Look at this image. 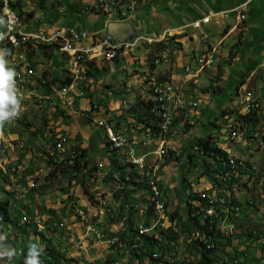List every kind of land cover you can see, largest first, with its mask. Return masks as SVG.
<instances>
[{"label": "rangeland", "instance_id": "1", "mask_svg": "<svg viewBox=\"0 0 264 264\" xmlns=\"http://www.w3.org/2000/svg\"><path fill=\"white\" fill-rule=\"evenodd\" d=\"M40 1L42 0L35 1L33 4L34 8L37 10L35 18H32V16L30 15L31 12H26L25 17H23L25 19L23 27L26 30L37 29L36 31H43V29L45 30L49 28H51L52 30H55L57 28L64 30L68 28L74 29L76 27L80 29L84 27L86 30L94 29L95 20L92 18L95 17L93 13L87 14V11L85 10L86 4H84L85 0H60V3L64 7V9H67L65 13H61L58 10L57 6H53L52 3L54 2V0H45L46 4L44 6H41ZM111 1L112 0H110L109 2ZM115 2L118 4V6L120 5L119 1ZM0 3L2 5V2ZM252 7L253 9L251 11L249 10L248 13V16L250 17L249 27L251 30L250 32H248L246 43L243 47V49H247L244 52L250 53V55L248 57L246 55H242V57H240L241 61L237 62L236 67H231V65H229V63L234 62L233 51H231L226 58H222L221 55L215 56L217 59V63L215 65H212L211 69L207 68L208 66L205 67V72L202 73V71L197 77V82L193 84L198 89V91H196L197 93L205 92L208 94V92L211 91L210 94L206 95L203 103L201 104L200 108L203 110H201L197 116L195 115L196 118L195 116H191L192 119L188 120L191 110L197 105H194V101L186 102L182 91L175 87L173 99H171L170 101L169 126L168 121L158 122V130H166L167 128V152H159L156 160V164H158L159 166H155V177L156 180H158L159 176V180L162 186L161 192L159 181L155 182L156 201L160 208V224L163 228L165 227L163 218L166 212V201L168 204L167 221L169 223L171 222L172 212H178L175 215L176 221H178V219L183 220L182 223H177L179 234V238L177 239V242H175V245L178 246L179 253L177 259H175V256L177 255V249L170 248L171 253L173 254L171 255L173 262H177V264L183 260L186 262V264H188L189 262L196 260L197 257V253L194 251L193 245L195 244L198 234L196 233V229L193 224H187L183 218L184 216H187L188 213V200L190 198L189 196H195L196 193H206L210 190L209 188H212L211 191L220 188L218 187V185L220 186V181H213L211 175L208 176L206 174L207 168H209L212 174L215 175L217 161L214 158L207 159L205 157L202 149H199L201 148V145H199L196 141L198 137H207L221 131V137L224 139L220 141V136L216 135L213 136V142H219H216V145L222 148L224 147L225 150L227 149L226 146L229 145L233 152L227 150V153L231 155V159H233V161L236 160V164L238 166L237 174L233 176V181L230 182L231 189L225 188V195H232V191H235L237 201L242 204V208L239 213L234 215L230 214L228 218H226V222L224 225H222L223 220H220V215H213V222L219 223V225L216 224V226H220L219 231L224 237L223 243L225 244L226 239H229L231 241V246H224V250L220 249L221 251L218 252L220 255L217 254L215 264H224V262L222 261L228 254H230L231 256H239L238 252L233 249L235 248L234 244L236 242L241 243V240H243V236L245 234H250V231L253 230L252 228L262 231L264 229V223H261L264 219V117L263 115H260L261 109L259 110V107L261 106V104L259 103L260 106H258L255 97L252 98L253 109H251L249 116H251L253 111L258 109L257 112L259 113L260 121L254 124L253 122L247 124L245 121V125H243L241 128V133L244 137H246V139H243L242 137H231L228 139L225 138L228 136H234L232 135V132L238 134L237 124L243 122L244 112H246V110L250 107V99H246V102L243 103V107V104L238 101L239 98L235 95V89L246 77L248 69L253 67L255 63L254 59L257 56V50L253 43H256V40L260 41V38L264 36V0H262L257 5H252ZM29 8L30 5H27L26 9ZM70 12L74 14H71ZM235 17L236 13L229 14V20H235ZM29 18L32 19L30 22H27L26 19ZM100 21H103V18H101ZM213 25L214 23L211 24V26ZM219 30V27L213 30L210 34V38L216 37L217 40L220 39L219 37L221 35L219 33ZM180 32L181 31H179L178 33H174L173 31L171 33V36L168 37L170 39L175 37L182 38L183 35L181 34L183 33ZM59 33L64 36L68 35V33H65L63 31H59ZM196 33L198 32L196 31ZM69 35L71 36V34ZM213 38H211V40ZM147 40L149 41L146 42L147 46L150 47V44L154 45L155 42L153 40ZM143 41L144 40L140 41V43ZM231 42L232 38L228 39L226 44L229 45V43ZM212 43H214V41ZM138 47H140V45ZM138 47H124V50L128 49V51L133 52ZM55 49L56 53L52 57L55 62V72L60 77H63L65 70L68 69L69 65L65 59H62L63 54L57 48ZM0 52H2L1 49ZM214 53H212V57L213 55H215ZM151 55L153 56L155 55V53L153 52ZM148 58L153 60V62L155 60V58H150V56H147V59ZM123 61L124 60H120L119 62H117V64H113V69L117 70L118 72L116 74V78H121L123 81L129 84H131L132 82L136 83L131 86L130 91H128L127 89H122L123 87L121 86L114 91L113 89H110L113 88L112 86L109 87L107 85H104L103 88H100L97 91V94L95 93L94 95H92L93 100L97 102L95 103L97 107L94 108L97 114L94 115L103 116V118H100V120H107L108 128L116 127L117 130L124 134L123 136L126 140H133L132 135L134 133L139 135V138L143 137L141 136L140 131L142 129L146 131L148 130L147 138H154L156 137V127L155 125H153L154 119L150 118L147 125L144 124L143 126H141L140 123H137L135 118L132 116V108L134 104H140L142 102L147 103L150 100V96L153 94L154 100L152 105L154 106L152 108V111L155 114V120H163L164 110H169V100H161V104L155 105L154 103H157V93H166L168 91L169 82H166L168 81V79L162 77L158 80L155 79L156 76L152 78V75L148 74L145 76H141L142 78H144V80L142 81V78H137L135 76L132 77L130 72V69H132L131 67L130 69L127 68L129 69V75H127L126 72H122L124 71L123 66H129L125 61ZM202 61L205 62V58H201L198 62ZM223 66H226L227 71L231 73L230 77L225 76L224 80L222 77ZM121 72L123 73V75H120ZM257 72L261 77H264V67L260 66V69L257 70ZM86 74H88V70H86ZM68 77L71 80L70 72ZM88 79L89 76L86 75V78L81 79V82H87ZM111 79L113 80L112 76ZM153 83H156L157 86L152 85L150 89L149 86ZM254 86H256V84L252 81L247 91H253L252 88H255ZM239 88L240 85L238 89ZM18 90H22L24 93V90L27 91L28 89L27 87L25 89L24 86ZM237 91L238 95H240L239 90ZM260 91L263 92V90ZM63 92L64 97H60V99H63L65 101L67 100L66 102L72 104V102L68 101V99H72L71 96L69 97L70 91L66 92L64 88L62 90H58V92L55 91L54 93ZM242 93L245 92L243 91ZM46 95L51 96V94ZM233 97H236V99L238 98L237 104H233ZM26 98L30 99H28L29 102L27 101L28 104L26 105L25 110H23L25 106L22 105V101L25 102L24 98L21 99V110H23L21 111V115L11 122L6 121L4 125L0 127V164H2L1 160L8 161V169H6L5 166L0 167L7 174L8 172H10L9 168H12L14 166L12 168V173H10L9 175L12 180L11 182H9L8 179L2 177L0 169V176L3 178L2 181L0 180V185L4 187V189L0 188V197H9L8 199L16 202L17 204L12 207L13 214L23 212V214L25 215V217H23L24 223H31V220H34L39 227V232H41L40 224H42L43 226L49 227L52 232L56 229L61 230L63 233L61 239L70 240V242H80L84 239V236L81 239H68L72 238L73 235L65 234V232H70L69 225L71 224H75L74 226H78V224L81 227L83 226L81 230L84 231V222L90 221L99 228V230H96V236L98 238H105V233L107 235L117 234L121 238L122 229L121 231L119 229L112 231L110 229V224L115 223L116 221L120 222L121 216H127L129 211L131 212L130 209L132 208V206H130V203H154V195H151V182L143 181V188L134 189L133 185L137 184V176L128 175V180L125 181V184L127 183L125 188L120 191H113L112 189H110L111 187H109V184H112L114 189H118V182H116L117 179L114 176L106 175L103 176V178H97L96 176H94L93 179H88L86 181L85 186H82L83 184L80 185L79 181L74 178V175H76L77 173H75L74 171L70 172L68 168L69 166H64L68 164L71 165L74 162H69L70 158H72V152H70L71 145L67 144L69 139L68 135L63 133L62 131L64 126L61 123L62 114H60L58 109L56 108V100L43 99L40 103L39 100H35V97ZM84 99L88 101V98H83V100ZM109 100H112V103H108ZM75 107L76 104L73 108ZM108 112H110L111 114H109ZM222 117L224 119H222ZM118 118L125 120V123H122L123 121L121 122L120 120H118ZM89 120L94 125H96L93 119ZM218 120L219 123L217 124L216 122ZM62 135L66 136L68 139H62V146H64V149H59V140ZM259 138L262 139L259 140ZM244 143L248 144L249 146H244ZM10 144L11 151L7 149L9 148ZM241 144L244 147V149L242 150L238 146ZM4 149H6L5 152ZM137 150L138 155H142L144 152L148 151V149L142 148H137ZM250 150H254V152L249 153ZM125 151L130 152L131 149L125 147ZM22 153H24L23 158ZM247 154L250 155L246 156ZM51 155H56L52 156L54 160L64 163L63 167L65 171L59 173L56 177L52 175L48 176L49 172L53 168L52 166L47 164V158L51 157ZM104 155H106V159H109L111 161L107 153H104ZM11 158H14V160H12ZM155 159V157H152L151 160L154 161ZM115 162V165L119 167V170H121V174L125 175L127 172H129L127 159H120V161ZM250 163L253 164L254 169L251 168L250 170H247V166L252 167ZM132 165L133 168H137L139 171L144 170V163L142 164V167L141 165L135 164L133 162ZM85 171L86 170H82L80 172V176H82ZM221 172L218 173L216 180H221ZM8 182L11 187L7 185ZM27 185H29L28 188H26ZM6 186H8V189H5ZM108 187L110 191L106 190V188ZM11 188H14V190L18 189L19 193H16L17 191L10 190ZM33 188H36V190H33ZM130 190H135V192L129 195L128 192ZM109 192H112V196H114L113 202L115 204L113 205L107 203L104 199V196ZM100 195L107 203V205L105 206L106 214L102 216L99 215L100 210L97 212L95 211V214L92 212L93 207H95V209L100 207V204H95L96 202H99ZM163 196L167 200L164 199ZM193 199L196 198H191V200ZM209 200L210 194L208 195V202ZM117 201L125 202L126 205L121 206L117 203ZM193 204V206H198L197 202L196 204ZM77 209H80L81 212L76 216L79 217L80 220L74 219V213ZM207 209L209 210L207 211ZM133 210H135V212H133L135 213V216L133 219H131L130 216L128 222L132 227L135 226V233L133 236H139V226L137 225L141 224L143 220L151 221V214L154 213V205H146V209L133 208ZM213 210H215L213 205L208 204V206L206 207V212H212ZM144 214L145 217L143 218ZM71 218L74 220H72ZM35 219H39V222ZM174 220L172 221L173 223ZM13 224L16 225L17 228H22V225L19 224V226L17 225V223L15 224L14 221ZM131 226L129 227V229L131 228ZM0 227L3 228L4 225L2 226V224L0 223ZM34 229L37 231L36 228ZM161 229L162 228H158V226H151L150 234H153L154 232ZM53 233L55 234L56 231H54ZM64 235H67V237ZM38 237L41 239L42 236L38 234ZM35 239L36 238H34V240ZM0 244L4 245V242H1ZM52 245L58 252L59 248H57L54 238ZM65 245H67L68 250L70 248V252L73 250L72 243H64V246ZM119 245L120 242H113V249H118V247H120ZM61 246L62 245L60 244V247ZM172 246H174V244ZM20 248H23L25 251L27 250L23 244ZM89 250L90 248L86 247V253H88ZM0 251H8L6 249V245H4L3 248H0ZM118 251H121V249H118ZM27 253L22 255L19 260L16 257L14 263L21 264L23 257H25ZM63 254H65V256H63ZM67 254L68 253H65L64 251L62 252V254H58L59 257L57 258V260L61 262L63 260H70L75 264L76 261L74 260V258H70ZM221 254L226 255L222 257ZM41 258L44 259L45 264L55 263V261L53 260H51V262H48L44 257ZM160 258L164 259V257L162 256ZM239 258L240 260L245 262L244 259L246 258V256ZM111 261L112 260L107 259L105 262L107 264H111ZM0 264H4V261L0 260ZM62 264H66V262Z\"/></svg>", "mask_w": 264, "mask_h": 264}, {"label": "crops", "instance_id": "2", "mask_svg": "<svg viewBox=\"0 0 264 264\" xmlns=\"http://www.w3.org/2000/svg\"><path fill=\"white\" fill-rule=\"evenodd\" d=\"M12 1H13V7L20 13L22 17V27L24 26L23 24L25 19L23 17H25L26 12H31L30 15L32 16V18L36 17L37 10L34 8L33 4L35 1H39V0H12ZM109 1L110 0H104L103 2H100L99 0H85L84 4H86L85 10L87 11V14L93 13L95 17L92 18L95 20L94 29L86 30L84 27H82V29L78 27L74 29L77 31H87L91 36L97 33L101 35L107 33H112L116 35L119 33H125L128 34V36H130V34L133 33L139 36H151L154 37L153 38L155 40L154 45L149 43L151 46L150 47L147 46L146 42H149L147 40L149 38H147L146 40L143 41L145 44L141 42L140 47H138L135 51L130 52L128 51V49H125L114 60H107L103 56L94 59L89 64V69L91 74L88 79L89 82L87 80L88 93L87 96L85 97L88 98V101L86 99L83 100V98H81V100L77 101L78 104H76V107L73 108L74 106H70L69 104L66 103V101L60 99V104H67V107L58 104L56 106L59 113L62 114L61 123L64 125V126L62 125L63 126L62 131L63 133L68 135L69 139L67 138L68 139L67 144L71 145L70 152H72V155H75L73 146H77V144H80L81 147L86 148L87 157L90 163L98 165V170L96 171L95 174H99V177L102 178L103 176L106 175H111L115 177L116 175H118L119 168L114 164L113 162L114 160L110 161L109 159H106L107 157L106 155H104V153H107L108 157L110 158L107 152L108 149H107V142H106L104 130L100 127L95 126L89 120V118L86 117L84 113H91L87 111H91L92 105L97 103L96 101L93 100L92 95H94L95 93L97 94V91L100 88H103L104 85H107L109 87L112 86L113 88L110 89H113V91L120 86L123 87L122 89H127L128 91H130L131 86L136 83V82L135 83L132 82L131 84H129L123 81L121 78H116V74L118 72L117 70L113 69V64L114 63L117 64V62H119L120 60H124L126 64H128L129 66L128 67L123 66L124 71L122 72H126V74L129 75L128 70L131 67L132 69H130V72L132 77L135 76L137 78H142L141 76L151 74L152 78L156 76L155 79L159 80L160 78L165 77L168 79V81L173 82L175 87L182 91L186 102L194 101V105H197L191 110L190 117L188 118V120H191L192 119L191 116H195V115L197 116L198 113H200V111L203 110L200 108L201 104L203 103L206 95L211 93V91H209L208 94L205 92L203 93L196 92L198 91V89L193 84L197 82L198 80L197 77L199 76V74L202 71H203L202 73H204L205 72L204 69H206V68L200 69L199 64L196 61H199L201 58H205L207 52H209L210 54L214 53L213 52L214 49H216V51L214 53L215 55H213L214 60H212V65H215L217 63L216 62L217 59L215 56L221 55L222 58L223 57L226 58L228 57V54L231 51L234 52V57H233L234 62L229 63L231 67L237 66V62L241 61L240 57H242V55L243 56L246 55L248 57L250 53L244 52L247 49H243L244 44L246 43L248 32H250L251 30L249 27L250 17L248 16V13L249 10L251 11L253 9L252 5L254 4L257 5L262 0H246L249 2L246 7L247 17L244 22H242L239 19V15H237V12L233 11L241 4V2H243V0H112L111 2ZM115 1H119L120 5L118 6V4ZM40 3L41 6H44L46 4L45 0L40 1ZM52 4L54 7L57 6L58 10L61 13H65L67 11V9H64V7L61 5L60 0H54ZM27 5H30L29 9H26ZM2 7H3V3L1 5L0 10H3ZM123 12L125 14H123ZM224 12H228V15H223ZM70 13L74 14L72 12ZM212 13H215L217 15L210 22L208 23L202 22L200 27L198 28L190 25L192 22L197 20H202L205 16H208L209 14ZM231 13H236L235 20H229V14ZM32 18L26 19V21L30 22ZM101 18H103V21H100ZM4 21L5 19L3 20L2 17V20H0V29L4 27ZM114 21L124 22V25L122 24L119 25L118 23L112 24L111 22ZM212 23H214L213 26H211ZM217 27H219L220 29L219 30L220 31L219 33L221 35L219 37L220 39L217 40L216 37L215 38L211 37L213 38L211 40L210 34ZM23 30L26 29L23 27ZM45 30H52V29L49 28ZM59 31H63L65 33L72 35V32H70L69 29H64V30L59 29ZM173 31L174 33H178L179 31H181L183 33L181 34L183 35V37L182 38L175 37L170 39L168 36H171V33ZM196 31L198 33H196ZM36 32H43V31H36ZM231 38H232V42L229 43V45L226 44L227 40ZM211 41L212 42L214 41V43H212ZM90 42L91 39L86 41V43L88 44ZM220 42L222 43L220 44ZM253 45L256 47L257 50V56L254 59L255 63L253 67L248 69V73L246 74V77L239 84L240 88L238 89L236 87L235 95L239 98L238 101H240L241 104L245 103L246 99L242 100V98L246 94L249 85L253 81V83H255L256 86H254L255 88H252L253 91L250 92H253V95L257 100L258 106H260L261 104V106L259 107V110L261 109L260 115H263L264 117V77H261L260 74L257 72V70L260 69V66L264 67L263 65L264 36L260 38V41L256 40V43H253ZM18 50H20V48H18ZM55 50H56L55 48L48 46L47 47L43 46L38 48V45L37 46L33 45L29 47L27 53L26 50L21 51L19 58L20 60L24 58V61H26L24 62L26 64L23 67L22 66L20 67V69L23 72H25L24 79L22 80V87L25 86V89L27 87L28 90H30L31 88L35 89L36 95L38 96H46V94H51L52 96L55 91L63 89L68 85V83L62 85L60 82H55V83L53 82V78L64 79L69 75V72L68 74L66 73L67 70H65L63 77H60L55 72V62L52 59L53 55L56 53ZM153 52L155 53V55L152 56L151 54ZM147 56H150V58L153 57L155 59L159 58V61L153 62V60L149 58L147 59ZM163 57H165V59H163ZM62 59L63 60L65 59L64 55L62 56ZM5 61H6V66L12 68L10 64H7L8 59ZM27 65H29L30 69L32 70L31 74L28 72ZM211 66H208L207 68L211 69ZM186 68H189V73H187ZM12 69H14L16 72V68H12ZM222 69H223L222 70L223 80L225 76L230 77L231 73L227 71L226 66H223ZM122 72L120 75H123ZM88 76H89V71H88ZM111 76L113 77V80L111 79ZM16 78H17V74L15 76V82H16V86H18V79ZM41 78L48 79L50 84L53 86L48 88L43 87L40 80ZM143 80L144 78H142V81ZM151 87L152 85L149 86L150 89ZM28 90L27 91L24 90L25 96L28 94ZM237 90H239L240 95H238ZM260 90H263V92H261ZM243 91L245 93H242ZM70 96L72 97L71 91L69 97ZM237 99L236 97H233L232 99L233 104L238 103ZM150 100L151 101L154 100L153 94L150 96ZM108 103H112V100H109ZM100 118H103V116H100ZM222 119L224 118L222 117ZM118 120H120L121 122L123 121L122 123H125V120L121 118H118ZM216 123L218 124L219 120ZM143 125L144 124H142L141 126ZM140 131H141V136H143L141 138H145V134L146 132H148V130L146 131L142 129ZM220 132L214 133L213 136L216 135L220 136L221 139L220 141H222ZM137 138H139V135H137ZM60 139H62V136L60 137ZM261 139L262 138H259V140ZM238 146L239 148H241V150L244 149L242 144ZM244 146L248 147L249 145L244 143ZM251 151L252 150H250V152ZM10 173L11 171L8 172L7 174L1 171L2 176L5 178H9ZM2 179L3 178L0 176L1 181ZM8 181L11 182L12 180L11 181L8 180ZM9 182L7 185L11 187ZM8 186H6L5 189H8ZM28 187L29 185L26 186V188ZM109 187H111L110 189L114 191V187L112 184H109ZM109 187L106 188L107 191H110ZM0 188L4 189V187L1 185ZM11 190H14V188H11ZM14 191H17L16 193H19L18 189ZM134 192L135 190H130L128 194L130 195ZM112 194H113L112 192H109L107 195L104 196L105 201L111 205L115 204L113 202L114 196H112ZM8 198L0 197V200H6ZM117 203L120 204L121 206L126 205V203L122 201L120 202L117 201ZM99 210L100 207L96 209L95 207H93L92 212L94 213L95 211L97 212ZM133 212H135V210H132L131 212L129 211L128 213V215L131 216V219H133L135 216L134 215L135 213ZM24 216L25 215L23 214V212H21L20 218ZM144 217L145 214L143 215V218ZM183 218L185 220V216ZM182 221H183L182 219H178V221H176V219L174 220L173 227L175 230L178 231L177 223L178 222L182 223ZM164 223L166 224L167 227H169L170 224L168 223L167 218L164 221ZM261 223H264V219L262 220ZM74 225L72 224L69 225L70 232H65V234L73 235L72 238H68V239H73V238L81 239L84 236V231L81 230L83 227H81L79 224L78 226H74ZM126 225H124L123 222L121 221L120 222L116 221L115 223L110 224L111 227L110 229L112 231L116 229H119L121 231L122 229V234H121L122 243L119 245L120 247H118V249H121V251H118L117 248H114L113 250L111 249L105 251L101 246L98 245L97 242L94 241L95 243L93 246L90 247L88 253H85L83 250H79V249L70 252V248L68 250L67 247L64 246L63 243L64 241L61 239V236L63 235L61 230L59 229L54 230L56 231V233L53 235L52 238L55 239V244L59 249L61 248L60 250L62 252L64 251V247H65L64 252L68 253L67 255L70 258H74L76 264H107L105 262L107 259L109 260L114 259L118 262V264H168L167 262L165 263V261H161V260L158 261L151 260L148 256H144L143 259L138 258L136 255H134V252L132 251L131 253H129V250H131L132 245H131V240H129V236H128L129 229L126 228ZM96 230H99V228L96 227ZM257 231L259 232L260 230L257 229ZM260 233L264 234V229ZM64 236L67 237V235ZM1 237L3 239L2 241L4 242V245H8V247H14L15 245L20 248L22 247L23 244L27 249L26 253L29 250L30 244H36L38 247L45 244V240L43 238L40 239L38 237V233L36 232V230L34 228H31L30 226H23L22 228H17V230L15 231H11V235H9L8 238L5 234H2ZM3 237L6 238L4 239ZM122 237L126 240V242L125 240L123 241ZM34 238L36 239L34 240ZM238 243L239 242H236L234 244L235 248L233 249H235V251L238 252L240 257L246 256V258L244 259L246 264H251L254 258L261 259L257 264H264V247L261 246L259 240H256L250 244L243 242V240H241V243L239 244ZM60 244L62 245L61 247ZM176 249L178 250L177 245H176ZM165 252L167 254V250H165ZM27 255L28 253L25 255V257H23L21 264H24ZM63 255L65 256V254ZM218 255L220 254L218 253ZM17 259L19 260V258ZM222 262H224V260Z\"/></svg>", "mask_w": 264, "mask_h": 264}, {"label": "built area", "instance_id": "3", "mask_svg": "<svg viewBox=\"0 0 264 264\" xmlns=\"http://www.w3.org/2000/svg\"><path fill=\"white\" fill-rule=\"evenodd\" d=\"M100 2H103L104 0H99ZM0 2H3V10H0L1 17H8V26H4L0 29V33L5 36V41L7 48L9 50V59L7 64H11L12 68H16V74L18 78V86H16L17 90L22 87V80L24 79L25 72H23L20 69V60H16V52L18 51V48H26V53L28 49V44H37L38 48L41 46H48L52 48H57L65 57L69 67L67 69L68 73L69 71H79V70H90L89 64L98 57H104L107 60H114L116 59L122 51H124V47H138L140 45V41L146 40L147 38H154L151 36H139L135 35L133 33L130 34V36L126 38H120L116 34L107 33V34H94L91 36L87 31H77L75 29L68 28L70 32H72V39H65V37L59 36V29L57 28L52 31H45L43 32H36V29L31 30H23V31H16V23H22V17L20 13L13 7V1L12 0H0ZM249 1L241 2V4L235 8L233 11L237 12V15L240 16H247L246 15V7L248 5ZM8 12H7V9ZM7 12V13H6ZM123 14H125L123 12ZM217 14L212 13L208 16H205L202 20H197L192 22L190 25L193 27H200L201 23H208ZM223 15H228V12H224ZM91 39V42L88 44L86 43L87 40ZM223 42V41H222ZM220 42V44L222 43ZM12 48V50L10 49ZM216 49H214L213 52H215ZM165 59V57H163ZM212 60L214 58L212 57V54L209 52L205 55V62H198L199 68L204 69L207 66L212 65ZM155 61H159V58L155 59ZM264 65V64H263ZM187 73H189V68H186ZM35 74V73H34ZM90 77V74H89ZM42 79V78H41ZM89 82V80H88ZM88 82H80L79 79L72 85H67L65 87V91H71L72 92V99H68V101H75L77 104V101L81 98H85L88 93ZM169 82V89L166 93H157V103L154 104H161V100H169V110H164V119L163 120H155V114L152 111V106L150 107V111L152 114H154V122L153 125L156 127V137L154 138H147V132H146V138H137V134H133V140H125V141H117V128H108L107 120H100L99 115L97 114L94 108L97 107V105H92V112L91 113H84L87 118L93 119L95 122V126L100 127L104 130L105 138L107 142V149L109 152L110 159L116 163L115 161H120V159H127V166L129 172H127L125 175L121 174V170H118V175L115 176L117 179L116 182H118V189H114V191L123 190L125 188V181L128 180V175H136L137 176V184L133 185L134 189H140L143 188V181H150L152 184V192L151 195H154V203H132L130 206L132 208H143L146 209V205H154V213L151 214V221H144L141 224H138L139 226V236H133L135 241H138L143 236L150 235V229L151 226H158V228H162L160 224V208L158 206V203L156 201V193H155V182L160 181L156 180L155 177V166H156V160L158 157L159 152H167L166 147V134H167V128L166 130H158V122L160 121H168L169 126V117H170V101L173 99L174 94V88L175 85L173 82ZM43 87H52L53 85L50 84V82L47 79H42ZM151 85H156V83H153ZM22 90H18V94L24 98V101H22L23 106H26L28 99L26 97H35V100H39L40 103L43 99H55V104L62 105L64 107H67V104H60V97H64L63 93H53L52 96H38L36 95L35 89L31 88L28 91V94L25 96L24 93L22 94ZM254 97L253 92L247 91L246 94L243 96V99H250V107L244 112V116H249V113L251 112V109H253L252 106V98ZM29 102V101H28ZM22 111V110H21ZM111 114L110 112H108ZM94 115V116H93ZM245 117L242 123H238V135L236 136H229V137H242L243 139H246L241 133V128L243 125H245ZM67 138L66 136L62 135V139ZM62 139L59 140V149H64V146H62ZM125 144H132L133 145V152H126L125 151ZM75 148V146H73ZM142 148V149H148V151L143 153V156H136V149ZM11 151V144L8 148ZM227 150L232 151L231 148H227ZM6 151V150H4ZM250 153V151H249ZM250 154H247L246 156H249ZM56 156V155H51ZM75 155H72V158H70L69 162H74ZM152 157H155L156 159L152 161ZM132 158H140L143 160L144 163V170L143 171H136L133 168L132 165ZM14 160V158H11ZM217 161V166L215 168V173H220V170H218V163H220V160ZM67 162V161H66ZM8 161L2 160V164L0 166H5L7 168ZM250 166H247V170H250L253 168V164L250 163ZM237 167L233 166L229 168V176L223 177V180H215L213 181H220V188L214 191H208L206 194H210V202L208 204H215V211L214 212H206V207L201 209H196V212L198 214L199 219L209 220L211 223H213V215H220V220H223L222 225L225 224L226 218L228 216L234 215L239 213V211L242 208V204L240 202L233 201V197L237 199L235 191H232V195H225V188H230V181H232L233 176L237 174ZM119 168V167H118ZM12 173V168H9ZM254 169V168H253ZM125 170V171H128ZM121 175V176H120ZM95 176L98 178L99 174H95ZM249 176V175H246ZM249 179V178H247ZM197 199H194L191 201V203H194V201ZM95 204H100V216L106 214L105 206L107 203L103 200V198L100 195L99 202H96ZM16 207V206H15ZM80 209L75 210V217L74 219H78L76 217L78 214H80ZM21 216V213H20ZM130 219V216L123 215L121 216V222H123L124 225H126V228L129 229L131 226L128 220ZM225 219V220H224ZM39 222V219H35ZM100 221V220H99ZM96 222V221H95ZM90 221L84 222V239L80 242H70V240L62 239L64 240V243H72V251L79 249L83 250L86 253V246H93L95 242L98 243L99 246L103 248V250H113V242H120L122 243V240L119 235L110 234L107 235L105 233V238H98L96 236V225L91 223ZM219 225V223H216ZM41 225V234H49L50 238L53 237L54 233L49 230V227ZM83 227V226H82ZM220 228V226H219ZM225 229V228H223ZM12 230V229H10ZM261 230L258 232L256 231L255 236H243V240H245L246 243L250 244L256 240H259L260 244H264V234L260 233ZM52 234V235H51ZM129 234V232H128ZM53 239V238H52ZM3 239L0 238V241ZM95 241V242H94ZM3 242V241H2ZM8 247V245H6ZM41 247V246H40ZM138 247L137 244H134L132 248ZM208 248L213 247V243L208 244ZM15 250V259L13 260H6L0 259L4 261V264H15L14 261L17 258L21 257V252H25L23 248L19 247H11ZM42 248V247H41ZM61 249V248H60ZM59 249V250H60ZM167 250V254L165 252ZM61 251V250H60ZM71 251V252H72ZM129 253H131V250H129ZM153 258H160L161 256L164 257L166 261H168L169 264H177L173 262L172 256H171V249L169 245L166 244L165 240L161 239V236H159V245L155 248L154 253L152 254ZM224 257L225 254H222ZM226 257H234L235 264H238V262H241L240 256L232 255V256H225ZM163 259V260H164ZM223 259V260H224ZM111 264H118V262L114 259H111ZM164 260V261H165ZM40 261L41 255H40ZM45 264V262H44Z\"/></svg>", "mask_w": 264, "mask_h": 264}, {"label": "trees", "instance_id": "4", "mask_svg": "<svg viewBox=\"0 0 264 264\" xmlns=\"http://www.w3.org/2000/svg\"><path fill=\"white\" fill-rule=\"evenodd\" d=\"M10 49L12 50L11 47H10ZM8 53H9V50H8ZM89 74H91L90 70H89ZM69 81H70L69 77H66L64 79L53 78L54 83L60 82L62 85L69 83ZM238 87L239 86H237V88ZM152 104H153V101L150 100L147 103L142 102L140 104H134L133 105L132 116L135 118L137 123H140V125H142V124L147 125L148 124V121L150 120V118H152V112L150 111V107ZM257 111H258V109L253 111L251 116H244L247 124L252 123V122L254 124V123H257L260 121L259 113ZM212 139H213L212 135H209L207 137H198L197 143L199 145H201V148H199V149H202V151H203V153L207 159L214 158L215 160H220V163H218V170H220V172H221V169L223 168L224 164H229L233 160L229 159V160L225 161V159L228 158V153L226 151L222 150L221 148H219V146L216 145V142H213ZM74 150H75L76 155L74 157V163L71 165H69V164L64 165L63 162H58V161L54 160L52 156L48 157L47 158V164L53 167L52 170L49 172L48 176L52 175V176L56 177L59 173L65 171L63 165L65 167L69 166L68 168H69L70 172L74 171L75 173H77L76 175H74V178H76L79 181L80 185L83 184L82 186H85L86 181L88 179L94 178L95 173L98 170V165L90 163V161L87 157L86 148L81 147L80 144H77V146H75ZM23 156H24V153H22V158H23ZM222 161H225V162H222ZM82 170H86V171L83 173L82 176H80L81 175L80 172ZM206 174L208 176L211 175V177L213 179L215 177L217 178L216 175L212 174V172L209 168H207ZM33 190H36V188H33ZM189 197H190L188 200L189 201V209H188L187 216H185L184 221L187 224H189V223L193 224V226L196 229V233L198 234V236L196 237L197 239L195 241V244L193 245L194 251L197 253L196 260L189 262L188 264H215L218 252L221 251L222 249L224 250L226 246H231V241L229 239H226L225 244L223 243L224 237L220 233L219 227L216 226L217 222L211 223L209 220H206L204 222V220L202 221L201 219H199L198 214L196 212V209L192 206V203H191V201L194 200V199L191 200V198H193V197L199 200V194L196 193L195 196L190 195ZM233 201L237 202V199H235V197H233ZM209 202H210V200H209ZM200 205L201 206H198V208H200V209L207 207L208 206L207 205V199H201ZM166 206H168L167 201H166ZM9 207H10V202L8 200L0 201V213L5 217L6 220L11 219V213H10ZM177 213L178 212H174V213L172 212L171 213V220L172 221L176 218L175 215ZM3 216L0 215V218H2L4 220ZM19 216H20V214H18V220L20 219ZM217 218H218V216H217ZM78 219H79V217H78ZM18 222H17V225H19ZM134 228H135V226H133V227L131 226V228L128 230V232H129L128 236H129V240H131V245L132 246L134 244L138 245V247L131 249V251L134 252V255H136L138 258H141V259H143L144 256H148L151 260H154V261H158V260L164 261L163 258H157L156 259V258H153V256H152V254L155 251V248L158 247V245H159V242H158L159 237H157L155 235H147V236H143L138 241L132 240V239H134L133 238V235L135 233ZM172 228L173 227H170L169 229H166V231L163 230L160 233V235L164 236L166 239H168L171 242H176L177 239L179 238V234H178L177 230H175L174 228L172 229ZM42 238H43V236H42ZM122 239H123V241L125 240L123 237H122ZM243 241L245 242V240H243ZM125 242H126V240H125ZM211 243H213V247L208 248L207 247L208 244H211ZM46 246L50 249V253H49L50 255L56 254V250L53 247V245H51L48 242V243H46ZM41 257H43V256H41ZM55 257H56V255H55ZM259 260H261V259L260 258H254L252 260L251 264H257L259 262ZM67 262H71V264H74L70 260L69 261L67 260ZM166 262L168 263V261L165 260V263ZM41 263L44 264L43 258H42ZM178 264H186V262L183 260V261H180ZM241 264H246V263L244 261H241Z\"/></svg>", "mask_w": 264, "mask_h": 264}, {"label": "bare ground", "instance_id": "5", "mask_svg": "<svg viewBox=\"0 0 264 264\" xmlns=\"http://www.w3.org/2000/svg\"><path fill=\"white\" fill-rule=\"evenodd\" d=\"M3 3V2H2ZM0 9H1V5H0ZM2 9H3V7H2ZM246 17L247 16H240V20L243 22L245 19H246ZM5 19V21H4V26H8V17H3V20ZM16 31H23V27H22V23H16ZM38 31H40V30H38ZM61 32V31H60ZM59 36H61V37H65V39H72V35L70 36L69 34L68 35H62L61 33H59ZM149 39H151V40H153L154 42H155V40L153 39V38H149ZM142 43H144V42H142ZM5 44V45H4ZM33 45H36L37 46V44H28V49H27V51L29 50V47L30 46H33ZM0 49L2 50V52H0V56L2 55V57L3 58H6V59H4V60H7V59H9V53H8V48H7V45H6V41H5V36H3V39H0ZM22 50H26L25 48H20V50H18L17 52H16V60H20V58H19V56H20V53H21V51ZM24 62H26V61H24V58L22 59V60H20V64H22V65H20V67L22 66H24L26 63H24ZM203 62V61H202ZM11 65V64H10ZM12 66V65H11ZM27 68H28V72L31 74V69H30V67H29V65H27ZM70 72V74H71V80H72V82H71V80L69 81V83H68V85L70 84V82H71V84L70 85H72V84H74L78 79H79V81L81 82V79H85L86 78V75H88V74H86V70H79L78 72L77 71H69ZM16 79H18V78H16ZM42 79H46V78H42ZM42 79H40L41 80V84H42ZM48 80V79H47ZM43 85V84H42ZM48 88V87H47ZM64 89V88H63ZM62 90V89H61ZM57 92H58V90H57ZM67 92V91H66ZM47 96V95H46ZM63 100V99H62ZM65 101V100H64ZM67 101V100H66ZM70 102H72V104H69L68 102H66L67 104H69V105H72V106H75V104H76V102L75 101H70ZM74 103V104H73ZM22 105H23V103H22ZM156 105V104H155ZM152 106V108H153V106L154 105H151ZM26 109V106H25V108L23 109V110H25ZM22 110V111H23ZM154 111H156V110H154ZM91 112H92V110H91ZM163 113V112H162ZM164 115V114H163ZM152 119H154V117H153V114H152ZM230 134V133H229ZM124 134H122V132H120V131H118L117 132V141H125L126 139L124 138V136H123ZM232 135H234V136H236V135H238V134H236L235 132H232ZM225 138H231V137H225ZM222 139H224V138H222ZM61 140V139H60ZM217 142V141H216ZM217 143H219V142H217ZM216 143V144H217ZM125 147L127 148H130L131 149V151L130 152H133V145L132 144H125ZM219 148H221L222 150H224V151H226L227 152V149L225 150L224 149V147L222 148V147H219ZM226 148H231V147H229V145L228 146H226ZM142 151V150H141ZM233 152V151H232ZM254 152V150H252V152H250V153H253ZM136 156H143V154L142 155H138V150L136 149ZM233 160V159H231V155H229L228 154V158L227 159H225V161L226 160ZM225 161H222V162H225ZM235 161V162H234ZM234 161H232L231 163H229V164H224V166H223V168L221 169L222 170V175H221V180H223V177H228L229 176V168H231L232 167V165L233 166H237V164H236V160H234ZM132 162L133 163H135V164H139V165H141V167L143 166L142 164H143V160L142 159H140V158H132ZM157 166H159L158 164H156ZM14 167V166H13ZM12 167V168H13ZM17 168V167H16ZM0 169H1V171H3V172H5L1 167H0ZM136 171H139L137 168H134ZM224 170V171H223ZM11 171V170H10ZM158 171H159V169H158ZM215 175L217 176L218 175V173H215ZM158 180H159V176H158ZM215 180H216V177H215ZM232 181H233V178H232ZM232 181H230V182H232ZM159 186H160V189H161V192H162V186H161V182L159 181ZM218 187H220L219 185H218ZM163 188H164V186H163ZM210 190L209 191H211L212 190V188H209ZM230 189H231V186H230ZM164 192H165V190H164ZM162 195H163V193H162ZM208 195L209 194H206V193H202V194H199V200L197 199V200H195L194 201V203L196 204V202L198 203V206H201L200 204H201V199H207V203H208ZM163 198L164 199H166L164 196H163ZM201 198V199H200ZM167 200V199H166ZM15 204H17L16 202H14L12 205H13V207H14V205ZM194 204L192 203V206H193ZM213 205V207L215 208V205L214 204H212ZM198 206H193L195 209H200V208H198ZM150 210H151V208H150ZM209 209H207V211H208ZM215 210H213L212 212H214ZM2 216V215H1ZM25 217V216H24ZM166 218H167V206H166V212H165V215H164V218H163V222L166 220ZM19 221H20V223L21 224H24V225H26V226H30L31 228H36L37 229V233L38 234H41L40 232H39V230H38V225H37V223L34 221V220H31V223H33V224H31V223H24V221H23V217L22 218H20L19 219ZM148 221H150V220H148ZM203 221V220H202ZM0 223L2 224V226L4 225V227L3 228H1L0 227V238H2L1 237V235L2 234H5L6 236H7V238L9 237V235H11V231H13V230H10L11 229V227H7L8 226V223H6L5 222V219L3 220L2 218H0ZM169 223V222H168ZM170 225H169V227H167L166 226V224H165V227L163 228V229H161V230H159V231H156V232H154L153 234H150V235H155V236H157V237H159V236H161L160 235V233L163 231V230H165L166 231V229H169L170 227H173L174 226V223L172 222V220H171V222L169 223ZM174 228V227H173ZM164 231V232H165ZM256 231H257V229H253V230H251L250 231V234H245V236H255V234H256ZM262 231V230H261ZM134 232H135V228H134ZM163 232V233H164ZM138 234V233H137ZM42 235V234H41ZM43 236L45 237V239H46V241H45V244H43L41 247L43 248V251H42V253H41V256H43L48 262H51V260H53V261H55V263L54 264H62V263H65L66 262V264L67 263H69V264H71V262H67L66 260H63L62 262L61 261H59V260H57V258L59 257V255L58 254H60V253H62V251H60L59 249H58V252H57V250H56V257H55V255H50L49 253H50V249L46 246V243H50L51 241H52V239H50V236L49 235H47V234H43ZM4 239L6 238V237H3ZM161 239L162 240H165V242H166V244L167 245H169V247L170 248H176V245H175V243L174 242H171V241H169L168 239H166L164 236H161ZM78 240V239H77ZM158 242H159V239H158ZM171 242V243H170ZM0 243H1V241H0ZM53 243V242H52ZM52 243H50L51 245H52ZM205 243V242H204ZM171 244V245H170ZM174 244V246H172ZM261 246H263L264 247V244H261ZM14 247H16L15 245H14ZM54 247V246H53ZM65 247H67V245H65ZM87 248H90V247H88V246H86ZM58 248V247H57ZM6 249L7 250H12L13 248H11V247H6ZM65 251V250H64ZM60 252V253H59ZM26 252H21V256L22 255H24ZM177 255L175 256V259H177L178 257V250H177ZM171 255H173L172 253H171ZM226 255V254H225ZM227 256H231L230 254H228ZM223 257V256H222ZM13 259H15V255L11 258V260H13ZM6 260H8L7 258H6ZM41 260H42V258H41ZM58 261V262H57ZM177 263V262H176ZM224 264H235V259H234V257H226L225 259H224ZM238 264H241V262H238Z\"/></svg>", "mask_w": 264, "mask_h": 264}, {"label": "clouds", "instance_id": "6", "mask_svg": "<svg viewBox=\"0 0 264 264\" xmlns=\"http://www.w3.org/2000/svg\"><path fill=\"white\" fill-rule=\"evenodd\" d=\"M7 12H8V9H7ZM0 20H2V17H0ZM0 39H3L2 33H0ZM15 76H16L15 70L7 67L6 61L4 60L2 56H0V127H2L6 121L11 122L21 115L22 97L18 94V90L16 88ZM5 179H8L11 181L10 177L5 178ZM6 200L10 202L9 210L11 213V219L6 220L5 217L1 213L0 215H2L5 219V222L8 223L7 227L8 228L11 227V229L15 231L17 230V227L16 225L13 224V221L15 222V224L19 221L18 214H20L21 212L18 214H13L12 204L14 202L11 199H6ZM6 200H0V201H6ZM19 224L22 225V227L26 226L24 224H21L20 221H19ZM43 239L46 241L44 236H43ZM3 247L4 245L0 244V248H3ZM42 251H43V248L38 247L36 244H30L28 255L25 258L24 264H41L40 255ZM15 254L16 253L14 249L8 250V251H0V259L7 258L10 261L11 258Z\"/></svg>", "mask_w": 264, "mask_h": 264}, {"label": "water", "instance_id": "7", "mask_svg": "<svg viewBox=\"0 0 264 264\" xmlns=\"http://www.w3.org/2000/svg\"><path fill=\"white\" fill-rule=\"evenodd\" d=\"M112 24H114V23H118L119 25H124V22H117V21H114V22H111ZM120 38H126V37H128V34H125V33H119V34H117Z\"/></svg>", "mask_w": 264, "mask_h": 264}]
</instances>
